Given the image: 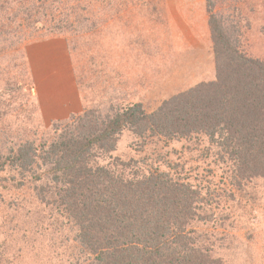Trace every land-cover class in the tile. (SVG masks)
Segmentation results:
<instances>
[{
  "label": "rangeland",
  "instance_id": "1",
  "mask_svg": "<svg viewBox=\"0 0 264 264\" xmlns=\"http://www.w3.org/2000/svg\"><path fill=\"white\" fill-rule=\"evenodd\" d=\"M188 31L202 38L187 40ZM214 37L225 44L223 51L264 62V0H0V264L95 263L55 189L45 200L40 196L41 186H52L50 178L37 182L10 158L25 144L48 146L90 112L111 115L136 100L153 112L172 96L216 80ZM50 38L58 39L52 45L58 54L44 58L40 78L33 75L40 60L34 44ZM205 47L213 55L211 74L205 66L202 72V58L198 67L192 61L194 49ZM130 62L135 96L122 103L115 67ZM59 86L78 96L73 101L58 93ZM67 103L72 106L61 113ZM95 164L131 174L159 168L191 184L204 210L188 229L210 258L264 264V178L241 181L236 162L205 135L144 139L124 130Z\"/></svg>",
  "mask_w": 264,
  "mask_h": 264
},
{
  "label": "trees",
  "instance_id": "2",
  "mask_svg": "<svg viewBox=\"0 0 264 264\" xmlns=\"http://www.w3.org/2000/svg\"><path fill=\"white\" fill-rule=\"evenodd\" d=\"M216 39V80L172 96L153 112L141 103L103 117L90 112L48 146L25 144L8 159L30 169L37 182L50 178L52 186H41L40 196L45 200L55 189L94 264H216L188 229L204 210L191 184L159 168L131 174L95 164L124 130L144 139L203 134L236 162L241 181L264 178V62L223 51Z\"/></svg>",
  "mask_w": 264,
  "mask_h": 264
},
{
  "label": "crops",
  "instance_id": "3",
  "mask_svg": "<svg viewBox=\"0 0 264 264\" xmlns=\"http://www.w3.org/2000/svg\"><path fill=\"white\" fill-rule=\"evenodd\" d=\"M184 34H183L182 37H186L187 40L191 39L192 41H194L195 39H193V37L194 38H202L201 37L202 35H197L194 31L193 32L188 31V32H186ZM207 34L208 33L206 31L203 36L207 37ZM53 44L59 45L58 39H54V38L45 39V40H42L41 42H38V43L34 44L35 52H36L37 56L40 58V60H38L36 62L39 70H36L35 74L33 73V75L39 76L41 78V73H42L41 71H44V70H41V69L45 65L44 58H46V56L48 55L47 57L49 59H52V56H54L55 54H58V52H54V47H52ZM43 46H46V50L45 51L40 49V48H43ZM203 50H204V52H200V51H197V49H194L196 54L194 56L195 58L192 61H194L195 65L198 67L199 64L201 63V60H203V64L201 66V67H203L202 72H204L206 74V68L205 67H207L208 68V73L211 74L212 70H213V64H214L213 55L207 51L206 47L203 48ZM202 54L204 55V58L202 57ZM200 58H202V59L200 60ZM183 61L184 60L181 61L182 65H180V66H182V68H184V66H185ZM162 63H164V62H162ZM132 66H133L132 62H130V63H121L120 65L115 67L116 68V72H115V75H114V79H116L115 80L116 81L115 82L116 83L115 87L117 88V90L121 91L120 94H122V96H118L116 98L122 103L127 102L128 99H129V102H130L131 98H133L135 96L134 91H132V88L129 87V83L131 82V81H129V78H130L131 75H134V74L131 73V72H133ZM158 68H159V66H158ZM32 72H33V70H32ZM161 74H162V72H161ZM157 75H158V73H156V76ZM204 77H206V76H204ZM69 80H70V77H69ZM69 83H70V81H69ZM185 83L189 84V80L185 81ZM200 83H202V82H200ZM41 86L43 88H45L44 89V95L48 99H50L52 97V92L50 90V87H49L47 81L43 80V83L41 84ZM190 88H192V87H190ZM56 89H58V93H62L63 95L65 94V95L73 96L72 100L76 99V96H78L75 91L68 92L67 91V87H66V93H65V87L64 86L56 87ZM132 103L136 104L138 102L136 100V101H133ZM71 106L72 105H68V103L63 105L62 106L63 111L61 113H63L65 110L67 112V110H69ZM68 114L69 113H66L65 117L69 116Z\"/></svg>",
  "mask_w": 264,
  "mask_h": 264
}]
</instances>
